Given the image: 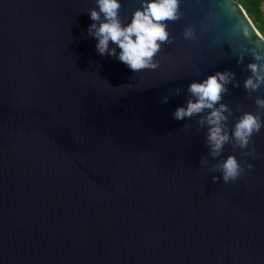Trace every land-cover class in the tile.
I'll return each mask as SVG.
<instances>
[{
  "label": "water",
  "instance_id": "1",
  "mask_svg": "<svg viewBox=\"0 0 264 264\" xmlns=\"http://www.w3.org/2000/svg\"><path fill=\"white\" fill-rule=\"evenodd\" d=\"M229 3L184 0L160 67L133 73L85 38L95 0H0V264H264V133L252 171L213 182L205 130L172 118L192 80L249 74L209 45ZM137 6L122 0L125 24ZM216 12L198 45L183 39ZM225 101L255 110L243 87Z\"/></svg>",
  "mask_w": 264,
  "mask_h": 264
},
{
  "label": "clouds",
  "instance_id": "2",
  "mask_svg": "<svg viewBox=\"0 0 264 264\" xmlns=\"http://www.w3.org/2000/svg\"><path fill=\"white\" fill-rule=\"evenodd\" d=\"M137 2L130 22L125 24L121 17L122 0H95L96 6L87 10L92 23L85 37L96 40L98 55L117 59L133 73L160 67L157 57L162 46L172 44L174 40L168 25L184 16V0ZM228 5L227 26L222 35L209 40V45L224 51L227 43L230 48L228 54L235 57L242 71L249 74L242 84L230 69L216 71L202 80L194 79L184 89V104L178 105L172 112L173 120H193L197 130H205L204 143L208 154L200 160V171L219 173L212 176L213 182L222 179L226 184L237 181L254 169L251 161L258 156L253 138L264 133V33L255 28L246 14H240L241 9L235 8L232 0ZM221 19L220 12H216L209 20H201L199 27L187 23L181 35L186 41L198 45L208 32L209 23L218 24ZM246 57L250 58L247 63ZM193 72L196 76L200 75L198 67ZM229 85L231 88L243 87L255 110H247L241 102L233 105L225 101V96L231 93ZM172 94L179 96L181 88L176 87L173 92L164 95L161 103L167 104ZM192 128V124L183 125L185 132H191ZM227 145H231L233 153H239L241 159L238 160L235 154L225 158L223 153Z\"/></svg>",
  "mask_w": 264,
  "mask_h": 264
},
{
  "label": "trees",
  "instance_id": "3",
  "mask_svg": "<svg viewBox=\"0 0 264 264\" xmlns=\"http://www.w3.org/2000/svg\"><path fill=\"white\" fill-rule=\"evenodd\" d=\"M253 21L255 28L264 33V0H236Z\"/></svg>",
  "mask_w": 264,
  "mask_h": 264
}]
</instances>
